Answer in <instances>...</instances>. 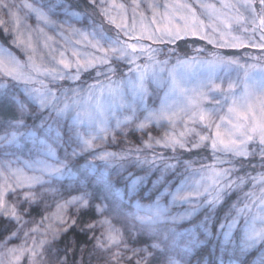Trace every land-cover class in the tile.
Masks as SVG:
<instances>
[{
  "label": "snow or ice",
  "instance_id": "obj_1",
  "mask_svg": "<svg viewBox=\"0 0 264 264\" xmlns=\"http://www.w3.org/2000/svg\"><path fill=\"white\" fill-rule=\"evenodd\" d=\"M0 130V264H264V0H0Z\"/></svg>",
  "mask_w": 264,
  "mask_h": 264
},
{
  "label": "trees",
  "instance_id": "obj_2",
  "mask_svg": "<svg viewBox=\"0 0 264 264\" xmlns=\"http://www.w3.org/2000/svg\"><path fill=\"white\" fill-rule=\"evenodd\" d=\"M18 2H19V0H18ZM72 2L75 3L76 0H72ZM118 2H120V0H118ZM150 15H151V14L149 13V17H150ZM30 23H31L32 25H35V24H36L35 19L31 20ZM258 88H259V90H260L261 87H258ZM156 103L158 104L159 101L157 100ZM29 123H31V121H29ZM2 134H3V132H2V130H0V135H2ZM129 139H130L131 141L135 142L136 140L139 139V133H136L135 135L130 136ZM110 150H111V149H110ZM59 155L62 156L63 153L61 152V153H59ZM31 158H32L33 160H38V159H41L42 157L39 156V155L36 154V153H33ZM27 159H28L27 154H25L24 156H21V157H20V161H21V162H24V161H26ZM17 166H20V165L18 164ZM152 199L154 200V197H153ZM235 200H236V196L233 195L232 199L229 201V204H231V203L234 202ZM150 202H151V201L148 200V199H144V200L139 201V203H141V205H143V206L146 205V204H148V203H150ZM133 210H134V209H133ZM173 210H174V211H177V210H175V209H173ZM55 211H56V209H55V205L53 204V206H52V212H55ZM48 214H50V213H43V212H42V209H37L36 211H34V212L32 213V217H31V218H34V220H35V224H29L28 227H29V228H31V227H36V226L39 225V223H40L41 215H48ZM31 218H30V219H31ZM199 218H200V217H196V218H194V219L191 221V223H186V227H187V226H188V227H191L192 224L197 223L198 220H199ZM77 233H78V229H77ZM72 238H73V233H72V232H69V233H68V236H67V240L70 241ZM3 239H4V237H3V236H0V242H2ZM76 239H77L78 244H79V243H82V242H83V239H84V238H83V237H80V236L77 235V236H76ZM141 239L146 241V240H148V236L145 235V236H143ZM20 243H21L20 240H16V241H14V244H15V245H18V244H20ZM29 243H31V241H29ZM9 246L11 247V246H13V245H9ZM61 247H63V243L61 244ZM3 259H4V253H3L2 251H0V260H3ZM9 259H11V257H9ZM210 259H211V258L209 257V253H208V251H203V252H200L199 255H193V256H192V264H193V262H195V264H198V262H199V264H209ZM21 264H26V261H22Z\"/></svg>",
  "mask_w": 264,
  "mask_h": 264
},
{
  "label": "rangeland",
  "instance_id": "obj_3",
  "mask_svg": "<svg viewBox=\"0 0 264 264\" xmlns=\"http://www.w3.org/2000/svg\"><path fill=\"white\" fill-rule=\"evenodd\" d=\"M210 47V46H209ZM254 75V77H255V84H254V89H255V91L257 92V94L259 93V88L258 87H261V84H260V82H259V73L257 72V73H254L253 74ZM246 191L248 190V189H245ZM257 194H258V192H257ZM149 205V203L148 204H146V205H144V206H148ZM175 210H177V211H183V209H175ZM134 211V210H133ZM187 223V222H186ZM186 223H184L183 224V226L181 227V231L183 230V228H186ZM188 227V226H187ZM193 264H195V262H193Z\"/></svg>",
  "mask_w": 264,
  "mask_h": 264
}]
</instances>
